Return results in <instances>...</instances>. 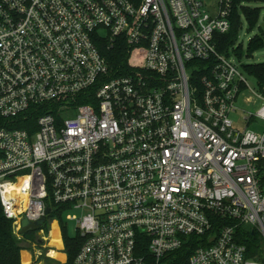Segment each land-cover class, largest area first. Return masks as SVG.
Returning a JSON list of instances; mask_svg holds the SVG:
<instances>
[{
    "label": "built area",
    "instance_id": "1",
    "mask_svg": "<svg viewBox=\"0 0 264 264\" xmlns=\"http://www.w3.org/2000/svg\"><path fill=\"white\" fill-rule=\"evenodd\" d=\"M233 5L0 0V119L43 111L0 129L4 216L23 240L24 219L65 207L84 240L71 261L46 216L30 264H264V132L248 129L264 105L235 126L251 89L216 39ZM102 43L128 49L126 71Z\"/></svg>",
    "mask_w": 264,
    "mask_h": 264
},
{
    "label": "trees",
    "instance_id": "2",
    "mask_svg": "<svg viewBox=\"0 0 264 264\" xmlns=\"http://www.w3.org/2000/svg\"><path fill=\"white\" fill-rule=\"evenodd\" d=\"M264 10V0H234L233 13L230 18L231 28L228 33L217 35L218 51L221 54L230 56L234 54L238 60L244 56L243 45L239 44L240 31L242 30L244 21L248 24V30H252L258 26L261 20V12ZM264 48V29L259 27V33L253 37L247 47V57H251L256 51ZM232 50V54L231 51ZM101 54L106 58L113 72L121 73L128 68L129 51L122 45H114L108 48L107 44L102 43L100 46ZM243 70L247 75L256 79L260 90L264 91V63L260 64H243ZM85 101V100H84ZM83 102V101H82ZM43 111L32 116L28 121H17L14 125H6V122L0 119L1 128H27L28 122H35ZM49 215V223L51 220L59 219L62 225V237L66 252L70 260H74L80 247L83 244V238L80 235L72 236L67 226L64 224L65 207L54 206ZM27 236L24 235L23 240H19L14 234L13 223L7 220L3 213L0 201V264H21V252L24 249V241Z\"/></svg>",
    "mask_w": 264,
    "mask_h": 264
},
{
    "label": "rangeland",
    "instance_id": "3",
    "mask_svg": "<svg viewBox=\"0 0 264 264\" xmlns=\"http://www.w3.org/2000/svg\"><path fill=\"white\" fill-rule=\"evenodd\" d=\"M259 27H262L264 29V10H262L261 12V20L259 21L258 26H256L252 30H248V24L246 21H244L242 30L240 31V36H239V41H238L239 44L243 45L244 56L242 57L241 60H236L237 62H240L241 64L242 63L243 64L264 63V48L256 51L251 57L246 56L248 43L253 37H255L259 33ZM244 75L247 79L250 89L255 91L256 94L257 93L262 94V96L264 97V91L260 90L256 79L245 73ZM251 90H247V92L245 93V96L240 98L239 102L237 103V107H238L237 112L231 114V119L235 123V126L238 127L240 130H244L246 127V122L244 124L242 120L244 115H248L249 112L256 113L264 105V98L258 97ZM246 98H250L251 99L250 102H245ZM248 129H251V130H254L260 133L264 132V120L262 119L256 120L255 123L249 126ZM72 215L79 216L80 213L78 211H74ZM63 220H64L65 226H67L68 228L69 233L72 236L76 235L75 234L76 222H69L66 220V218H63ZM54 221L57 222L58 227L60 228L61 233H62V225L60 223V220L55 219ZM26 236H27V240L24 241V244H23L24 249L21 252V262H23L22 256H23L24 251L28 252L31 255H34V252L37 250L42 251L43 253L47 252V248H43L44 244L46 246L47 243L43 244L40 242L36 231L30 232L26 234ZM51 236L52 234L49 236V238H51ZM33 244L35 245V247H33ZM53 251H56V250H53Z\"/></svg>",
    "mask_w": 264,
    "mask_h": 264
},
{
    "label": "bare ground",
    "instance_id": "4",
    "mask_svg": "<svg viewBox=\"0 0 264 264\" xmlns=\"http://www.w3.org/2000/svg\"><path fill=\"white\" fill-rule=\"evenodd\" d=\"M51 238H50V245L55 246L57 249L61 250L62 249V240H61V235H60V229L58 227L57 222H53L52 224V231H51ZM54 249V248H53ZM49 256L52 258H55L57 260H60L62 262L65 261V256L57 251L51 250L49 253ZM31 256L27 252H23L22 256V264H30Z\"/></svg>",
    "mask_w": 264,
    "mask_h": 264
},
{
    "label": "water",
    "instance_id": "5",
    "mask_svg": "<svg viewBox=\"0 0 264 264\" xmlns=\"http://www.w3.org/2000/svg\"><path fill=\"white\" fill-rule=\"evenodd\" d=\"M51 212H52V210L50 208H48L46 210V216H49L51 214ZM46 216L42 217L41 219H39L37 221H30L28 219H24L22 221V229L20 231V234L26 235L30 232H33V231L40 229L46 221ZM52 221L53 220H51V222Z\"/></svg>",
    "mask_w": 264,
    "mask_h": 264
}]
</instances>
